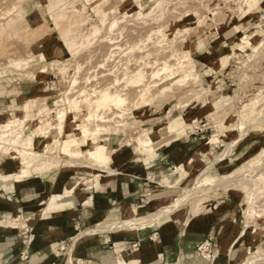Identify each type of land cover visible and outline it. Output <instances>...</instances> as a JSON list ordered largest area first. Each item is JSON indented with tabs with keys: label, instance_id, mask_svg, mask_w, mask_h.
Returning <instances> with one entry per match:
<instances>
[{
	"label": "rangeland",
	"instance_id": "374dc122",
	"mask_svg": "<svg viewBox=\"0 0 264 264\" xmlns=\"http://www.w3.org/2000/svg\"><path fill=\"white\" fill-rule=\"evenodd\" d=\"M88 1L97 0H0V100L5 102L4 110L7 114L5 120L0 119V128L3 130L8 124V126H12L9 129H12L22 121H25L24 124L27 126L21 130L23 136L20 137L17 136L18 132H13L14 129L8 131L11 145L24 149L31 138L38 135L34 129L36 121L28 118L24 109L25 101L28 99L35 98L38 103L40 102V106L44 105L47 107L46 109H51L50 111L54 112L38 116L37 121L54 124L57 120L55 118L57 112L64 109V118L61 121L57 120L58 123L63 121L65 129L63 134L58 137L64 141L68 139L64 134L73 131L74 128L73 116L70 114L80 111L69 112L67 106L59 109V105H65L64 102H61L63 95L79 92L82 88L81 85L86 87V90H97L100 86L102 89V87L118 80L117 83L122 91L127 87L125 89L127 91H123L126 100L122 106L113 107L112 111L104 110L106 116L109 117V122L97 121L91 124L92 130L95 132V136H93L95 140L94 144L90 142L89 149L96 147L97 151L94 154L91 156L86 154L83 158H79L62 149H55L52 153L49 150L51 153H48L49 155L32 153L35 158V170L44 168L59 173L61 168L74 175L77 174L74 177L71 176V184L87 186L93 182L98 183L101 179V175L96 174L95 168L92 169L90 165L106 166L111 162L106 153L107 142L110 139L114 136H125L133 141L135 135L140 141V133L144 130L139 121L141 117L164 110V114L168 117L165 118L166 124H169L174 120L181 119L182 117L178 115L188 105L213 106V113L204 122L209 125L211 130H207V128L205 130L210 136V143L218 145L222 141L225 145L223 155L217 157L215 163L198 177L199 180L196 178L193 185L183 187V194L179 196L177 205L172 206L173 211L166 212L162 209V214L160 212L159 216L150 221L148 225L165 221L174 211H184L190 208V213L193 215L204 212L208 205L231 189H237L243 193L248 221L256 222L257 226L261 224L260 220L264 218V154H262L264 145L260 152L250 158L247 163L233 168L225 175L217 174L216 163L232 153L237 145L234 141L236 138L241 141L249 135L264 137V11L262 9L264 0H256V8L250 14L246 13L247 9L243 5L244 0H168L167 2L166 0H117L113 5L109 1L110 4L99 12H95L93 8L83 11V7ZM50 3H52L51 11L46 12V6ZM59 3L63 4L59 10L61 11L59 16L62 19L72 8L78 10L80 14L82 13L73 27L62 28V25L58 27L56 16H50L56 13L54 8ZM30 8H34L35 13ZM144 18L149 20L145 21ZM238 26L241 32L235 34L233 30ZM40 30L44 33L38 34L37 32ZM160 30L163 32H159ZM223 30L229 32L224 35ZM135 33L141 37L139 38ZM152 33H154L153 42H150L148 48L144 50L152 54L146 58L145 52L138 53L137 45L142 44L141 38V40H145ZM176 33L178 35H174ZM245 35L249 36L248 42L241 46V38ZM130 37H133L135 42L139 39L138 43L133 42ZM197 37L203 40V46L217 42L221 46L229 44L227 49L211 52V56L208 53L206 55L207 58H211L210 67L213 66V63L216 67L219 66V69H216L218 74L215 75L218 78L215 77V81L212 83H208L206 77L213 74V69L206 68V71H201L197 62L194 61L197 56L194 48L196 41L194 40ZM156 39H165L164 45L169 48L160 52L154 50ZM80 40L84 43L73 58L67 52L65 44L67 42L77 43ZM172 40L174 46L171 45ZM177 49L181 56L184 53L182 51L188 49L191 57L174 80L159 77L150 78L149 75H144L142 86L137 88L128 83L131 76H124L127 68L132 69L137 65L144 69L156 60H169L170 52L178 51ZM208 51L210 52V50ZM82 70L89 73L82 72ZM84 73L86 76H90L86 82ZM227 73L232 78L227 77ZM39 74L52 76V83L50 85L41 84L39 89L41 94L25 96L24 89L31 84L35 86ZM81 76L84 77L81 80L84 79L83 82L86 85L80 80L74 85V78H81ZM79 82L84 85L82 83L78 85ZM157 85L159 86L157 89L150 90L151 93L155 91L156 95L148 100L140 99L139 93L145 87L149 89ZM164 88L166 89L163 92ZM219 95L224 96V102L221 103L218 100ZM77 96L80 97L79 94ZM15 99H18V102H15ZM78 100L83 104L86 98ZM81 110L83 116L88 112L86 105ZM248 111L252 112L251 116ZM241 112L246 114L245 118H243L245 114L242 115ZM30 113L37 115L31 110ZM168 113L170 114L168 115ZM20 120L22 121L19 122ZM193 129L192 124L177 136H184L187 131L193 132ZM52 134H56V132L52 131ZM231 137L235 139L231 140ZM38 140L46 145L52 142V136H49L48 139L40 136ZM105 140H107L106 145ZM98 147L102 148L98 150ZM142 147L139 146L144 154L154 155L149 152L145 153V148ZM9 154L14 157L21 156V162L25 157L31 155L24 150L13 151ZM5 155L8 154L0 153V162L3 161L2 158ZM103 156L108 158L102 160ZM82 162H87L88 168H80L74 164ZM21 164H17L16 171L20 172L21 168L23 169L24 165ZM181 171L185 174L182 169ZM236 174L238 175L236 176ZM231 175L234 177L242 175V178L234 180V182H229L230 180L226 182L227 177ZM215 178L218 182L217 187L215 185L205 191L201 189V182L209 183ZM221 179L226 180L222 183ZM116 225L117 223L113 224V227ZM86 233H81L75 242H79ZM263 260L264 256H259L247 264L264 262Z\"/></svg>",
	"mask_w": 264,
	"mask_h": 264
},
{
	"label": "crops",
	"instance_id": "0c3cea01",
	"mask_svg": "<svg viewBox=\"0 0 264 264\" xmlns=\"http://www.w3.org/2000/svg\"><path fill=\"white\" fill-rule=\"evenodd\" d=\"M115 2L110 0L111 5ZM51 4L46 12L51 11ZM30 9L35 13L34 8ZM194 41V61L201 71L213 69V74L206 77L212 83L218 78L215 75L219 66L213 63L210 67L211 58L206 55L227 49L229 44L203 46L200 37ZM51 83L52 76L39 74L36 85L26 87L24 95L41 94V84ZM223 98L218 96L221 103ZM5 107L0 100V119L4 120ZM213 109L192 104L178 116L189 125L204 123ZM166 116L160 110L139 119L142 129L150 132L154 144H159L153 156L140 150L137 136L133 141L114 136L106 151L110 164L90 165L101 175L98 183L77 186L70 182L77 174L61 168L59 173L37 168L32 170L30 180L1 184L0 264H247L264 256V218L258 226L248 221L244 195L237 189L224 192L199 214L193 215L187 208L142 228L113 227L134 217H156L178 200L184 186L193 185L224 153L222 141L218 145L210 143L205 131L172 135ZM234 141L237 145L232 153L216 163L219 176L247 163L264 145L263 136L249 135ZM20 157L5 155L0 171L7 176L20 174L22 168L16 171L17 164L23 165ZM80 165L89 166L87 162ZM61 247L65 250L60 251Z\"/></svg>",
	"mask_w": 264,
	"mask_h": 264
},
{
	"label": "bare ground",
	"instance_id": "6f19581e",
	"mask_svg": "<svg viewBox=\"0 0 264 264\" xmlns=\"http://www.w3.org/2000/svg\"><path fill=\"white\" fill-rule=\"evenodd\" d=\"M98 1L99 0L93 1V2L88 1L86 6L83 7V11L87 10L89 8H93V10H95V12H99L104 7H106V6H108L110 4L109 3L110 0H101L99 2ZM122 1H124V0H122ZM167 1L168 0H166V2ZM166 2H165V4H166ZM62 5L63 4L59 3L58 6L54 8V10L57 11L56 8L58 10L61 9ZM93 5H94V7H93ZM243 5H244V8L247 9L246 13L250 14V13H252L254 11V8H256L257 1L256 0H244ZM93 10H92V12H93ZM60 12L61 11H57L56 13H53L50 16L55 15L56 18H57L56 19V23H57L58 27L60 25H62L61 26L62 28H66V27H70L71 28V27H73L74 24L77 23V20L82 15V13L80 14L78 12V10H76L75 8H72L69 12H67V16L64 19H62L59 16ZM77 13H79V14H77ZM144 20H145V18H144ZM148 20H145V21H148ZM159 32L162 33L163 31L160 30ZM233 32L235 34H239L241 32V30L239 29V26L234 28ZM37 33L40 34V33H44V32H42L40 30ZM178 33H180V32L178 31ZM178 33H176L174 35H178ZM135 34L138 35V33H135ZM153 35H154V33L149 35L145 40H141L142 38L140 39V42L142 44L137 45L138 46V50H139L138 53L145 52L144 50H146L148 48V44L150 42H153L152 41L153 40L152 39ZM232 35H234V34H232ZM230 36H231V34H230ZM138 37H139V35H138ZM174 38H173V40H174ZM134 39L136 40L135 37H134ZM248 39H249L248 35L243 36L241 38L240 45L243 46L244 44H247ZM173 40L171 42V45H173L172 43H174ZM80 41H82V40H80ZM80 41L77 42V43H68L67 42L65 44V48H66L67 52L69 54H71V56H73V58L75 57V55L78 54L77 50H79V47L84 43V41H82V42H80ZM138 41H139V39L137 40V42H135L133 40V42H135L136 44L138 43ZM164 42H165V39H156V41L154 42L155 43L154 44L155 47L153 49L154 50H159V52L161 50H164V51L167 50L169 47H165ZM136 44H134V45H136ZM171 45H170V47H171ZM187 48H189V47L187 46ZM175 50H176V48H175ZM178 52H179V50L178 51H171L170 55L168 56L169 60H167V59L156 60V61L150 63L149 67L144 68V69H143L142 66H137V65H136L137 68H136V66H135V68L133 67L132 69L129 68V69H131L130 71H128L129 69L127 68V70H126L127 72H126V74L124 76H131L130 77V81L128 83L131 86H134V87H137V88L142 86L144 75H149L150 78L159 77V78H162V79L166 78L168 80H174L176 78V76L178 74H180V70H183V68H185V65H186L187 61L191 57L190 54H189V50L188 49L182 51V52H184L182 56L180 54H178ZM140 54H142V53H140ZM151 54H152L151 52L147 51V52H145V57L149 58V56ZM173 61H177V62L176 63H172ZM70 64H72V63H70ZM70 64H69V67H71ZM132 65H134V64H132ZM66 67H68V66H66ZM79 67L82 69L81 66H79ZM65 69L68 70L67 68H65ZM83 71L87 73L86 70H82V72ZM83 76H86V74L84 73ZM83 76H81V78L80 77L74 78L73 84L75 85L78 80L83 82L84 79L81 80L82 78H84ZM88 77L90 78V76H88V75L85 77V82H86V80L88 81V79H89ZM117 82H118V80H115L111 84L102 87V89L100 88L101 86L99 87L100 88L99 89L98 88V84H97V88H98L97 90H100V91H97L96 89L86 90L87 88L83 87L81 85V83L79 82L80 84L78 83V85H81V87H82V88H80V86H79V88H80L79 92L73 93V94L65 93L63 95V98H61V102H64L65 105L64 104L59 105V109H61L62 107L67 106V107H69V108H67V110H69V112H72L73 110L74 111H76V110L80 111V112H77V113H74V114H70V115L73 116L72 123L74 124V128H73V131H71V132H69L67 134L66 133L64 134L65 138H68V139H65L64 141H61L59 139V137H58V135H62L63 134V131L65 129V127L63 126L64 124L62 123L63 121L60 122V123L57 122V120L61 121L64 118V113H63L64 109L62 108L61 111L57 112V114L55 116V118L57 120L55 121L54 124H52L50 122L48 123L47 121L46 122L45 121H40V120L37 121V117L38 116L48 114V112H51L50 111L51 109L50 110L46 109L47 107L44 106V105L40 106L39 105L40 102L38 103V101L35 98L28 99L27 101H25L26 103L24 104V109L27 112V117L31 118L34 121H36V126L34 127V129L38 132V135H35L33 138H31V140L29 141V144H27V146H25L24 149H19V148H16V147L11 145L10 136L8 135V131H11V130L14 129L15 131L13 130V132H15V133L18 132L17 136H19V137L23 136V133H22L21 130L23 128H25V127L27 128V126L24 124L25 121L20 120L19 122L22 121V123L19 124L17 127L16 126L13 127L12 129H9L12 126H8V124L4 128L5 130L4 129L2 130L0 128V153L1 154H3V155L4 154H9L10 152H13V151H17L18 152L20 150H24L28 154L31 153V155L25 157V159L23 161L24 167H23V172L22 173H20L18 175H12V176L8 175L7 176V175L4 174V171H0V185L4 184V183H7V182L20 183V182H23V181L30 180L32 178V173L31 172H32L33 169L35 170V168H34L35 167V163H34V159L35 158L32 156L33 152L49 155L55 149H57V150L62 149V150H65L66 153L74 154L76 157H79V158H83V156H85L86 154L89 155V156L94 154L97 151L96 147L93 148V149H89L90 142L94 144V140H95V137H93V136H95V134H94L95 132H94V130H92V125L91 124L94 123V122L96 123L97 121L98 122L101 121V122H105V123L109 122V117L106 116V112H104V110L105 111H107V110L108 111L109 110L112 111L114 109L113 107H116L118 105L122 106L124 104L125 100H126V95L123 94L124 93L123 91L127 87L125 89L122 88L123 89V91H122L121 88L119 87L120 85H118ZM87 83H89V82H87ZM158 87H159L158 85L154 86L152 88H149V89H146V87H145L144 90L141 93H139L140 94L139 97H141L140 99L141 100H148V98H152L156 94H155V91H154V93H151L152 91H150V90H155ZM76 88H78L77 85H76ZM165 89L166 88L162 89L163 92H164ZM162 90H161V92H162ZM125 91H127V90H125ZM73 92H76V91L73 90ZM77 94H79L80 97H78ZM83 97L86 98V100H85V102L83 104L86 105V107L88 108V112H87V114L85 116H83V114H82L83 111L81 110L84 105L82 103H80V101L78 100V99L83 98ZM30 110L33 113H36L37 115L30 113ZM51 113H54V112L52 111ZM250 113H252V112H249V115H250ZM169 114L170 113H168V115ZM241 114L243 115L245 113L241 112ZM245 116H246V114L243 115V118H245ZM239 122H241V121H239ZM261 122H262V120H261ZM166 126H168V128H169L168 131H170V133L172 135H178V134L183 133L185 128H187L190 125L186 123L184 118H181L179 120H174V121L170 122L169 124H166ZM52 131L56 132V134H52ZM140 134H141V137H140V141H138V145L139 146L141 145V146H143L142 148H145L144 149L145 153L149 152V154H156V152L158 151L156 149L159 147V144H154L152 138L150 137V132H148L147 130H143V131H141ZM218 134H219V131H218ZM40 136H41V138H46V139H48L49 136H52V142L49 143V144L44 145L43 142H41L39 140L37 141V139L40 138ZM106 141L107 140H105V145L108 143V142L106 143ZM63 144H64V147H63ZM101 148L102 147H98V150H100ZM49 150L51 151V153L49 152ZM262 154H264V151H263ZM107 158H108L107 156L106 157L103 156L102 160H106ZM74 164L79 165V163H74ZM81 165H82V163H81ZM237 175L238 174H236V176ZM239 175H240V173H239ZM243 177L246 178L245 176H243ZM259 177H261V176H259ZM262 177H263V175H262ZM241 178H242V175L240 177L239 176L238 177H234L233 175H231L230 177H227V180L226 179H224V180H226V182L228 180H230L229 182H232V181L234 182V180H239ZM197 180H199V178ZM221 180H222V183H223L224 180L223 179H221ZM217 184H218V182H217V179L215 178V179L211 180L209 183L201 182V186L200 187H201L202 190L205 191V190H208L209 188H211V187H213L215 185L217 187ZM204 191H202V192H204ZM177 203L178 202L176 201L173 205H177ZM172 206L168 207V208H165L163 210H165L166 212H171V211L174 210V208ZM160 212L162 214L163 211L161 210ZM160 212L157 214L156 217L159 216ZM156 217L153 218V216H151V215H143V216H140V217H134L133 219L129 220L128 222L121 223V224L117 223L118 225H116L115 228L116 229L117 228H123V227L124 228H142V227L147 226L149 224V222L153 221ZM256 264H264V262H258Z\"/></svg>",
	"mask_w": 264,
	"mask_h": 264
},
{
	"label": "built area",
	"instance_id": "2783aa9c",
	"mask_svg": "<svg viewBox=\"0 0 264 264\" xmlns=\"http://www.w3.org/2000/svg\"><path fill=\"white\" fill-rule=\"evenodd\" d=\"M227 77H229V73H227ZM229 78H232L229 77ZM232 86V85H231ZM194 126V131L193 132H196V131H202V132H206L207 130H211V128H209V125L207 123H196V124H193ZM207 128V130H205ZM65 250V247H61V250L60 251H64ZM25 257V256H24ZM26 258V257H25Z\"/></svg>",
	"mask_w": 264,
	"mask_h": 264
}]
</instances>
